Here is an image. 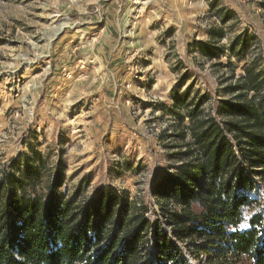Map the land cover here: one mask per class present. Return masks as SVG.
I'll use <instances>...</instances> for the list:
<instances>
[{
	"label": "rangeland",
	"instance_id": "obj_1",
	"mask_svg": "<svg viewBox=\"0 0 264 264\" xmlns=\"http://www.w3.org/2000/svg\"><path fill=\"white\" fill-rule=\"evenodd\" d=\"M254 63L264 72V0H0V179L39 167L38 194L60 176L81 201L113 191L154 218L189 108L205 99L222 121L231 74Z\"/></svg>",
	"mask_w": 264,
	"mask_h": 264
},
{
	"label": "trees",
	"instance_id": "obj_2",
	"mask_svg": "<svg viewBox=\"0 0 264 264\" xmlns=\"http://www.w3.org/2000/svg\"><path fill=\"white\" fill-rule=\"evenodd\" d=\"M231 75L222 121L203 115L205 99L189 108L182 138L191 141L175 172L152 187L154 218L148 204L113 191L81 201L61 191L60 176L38 194L39 167L5 173L0 264H190L181 244L207 264H264V72L254 63L245 77Z\"/></svg>",
	"mask_w": 264,
	"mask_h": 264
}]
</instances>
